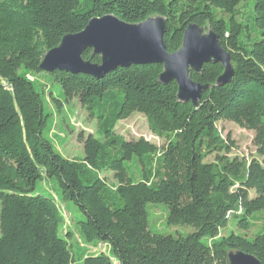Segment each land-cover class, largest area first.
Instances as JSON below:
<instances>
[{"label":"trees","instance_id":"16d2710c","mask_svg":"<svg viewBox=\"0 0 264 264\" xmlns=\"http://www.w3.org/2000/svg\"><path fill=\"white\" fill-rule=\"evenodd\" d=\"M82 1L0 0V264H77L70 245L74 235L63 236L65 219L57 201L35 194L44 177L56 179L63 201L75 203L83 214L80 239L106 244L113 253L83 255L81 264H230L231 251L264 264V228L252 239L222 235L230 220L249 231L253 218L264 215V0H256L254 9L261 40L251 46L236 19L237 7L251 0H188L183 6L179 0H92L81 12ZM214 9L231 15L230 22ZM107 15L129 24L164 17L169 53L181 49L191 24L208 27L232 56L233 82L218 86L220 64L204 65L200 75L191 72L194 82L211 86L196 109L178 100L176 82L159 81L164 71L159 64L117 68L101 79L41 70L45 55L65 36ZM83 58L101 64L92 50ZM37 75L59 83L66 102L77 99L98 122L104 142L80 134L83 160L64 158L45 138L46 92L28 78ZM49 96L61 109L62 102ZM136 113L147 118L153 135L166 140L164 147L114 133ZM220 122L255 132L259 158H230L235 144L222 136ZM214 154L216 162L207 163ZM129 163L140 165V179L130 174ZM104 173H113L115 183ZM150 204L169 208V225L195 232L186 238L153 234Z\"/></svg>","mask_w":264,"mask_h":264},{"label":"water","instance_id":"95a60500","mask_svg":"<svg viewBox=\"0 0 264 264\" xmlns=\"http://www.w3.org/2000/svg\"><path fill=\"white\" fill-rule=\"evenodd\" d=\"M166 19L152 17L139 24H129L114 15L92 19L78 34L67 35L61 44L49 51L40 66L45 73L65 71L85 74L94 78L104 76L117 68L132 65L159 64L164 68L159 81L176 82L178 100L192 103L198 109L204 92L210 85L194 82L191 72L200 75L204 65L220 64L224 68L218 86L231 84L235 77L232 56L220 44L213 30L191 24L185 31L179 51L169 53L165 44ZM92 50L101 57V64L86 61L83 55ZM230 264H262L255 256L241 251H231Z\"/></svg>","mask_w":264,"mask_h":264},{"label":"rangeland","instance_id":"374dc122","mask_svg":"<svg viewBox=\"0 0 264 264\" xmlns=\"http://www.w3.org/2000/svg\"><path fill=\"white\" fill-rule=\"evenodd\" d=\"M108 2L110 0H103ZM172 0H167L169 3ZM188 0H179V5L183 6ZM257 1L251 0L241 3L236 9L237 21L245 26L243 39L244 43L253 45L261 40V31L257 28L255 23L254 9ZM92 0H83L80 11L83 12L92 6ZM214 13L219 19H223L227 23L231 20V15L224 13L221 10L214 9ZM206 32L209 28H205ZM36 81V88L39 92H46V114L47 127L44 131L46 139L51 141L56 150L66 159L69 160H83L85 158L84 146L79 140L80 134L85 136L93 135L100 142H104V137L99 133L98 122L90 120L88 113L81 106L76 99L72 103H67L64 97L62 87L59 83L47 76H31ZM53 93L54 97L61 101L63 106L61 109L49 98V94ZM218 129L224 138L230 137L235 144L230 158L246 159L252 161L259 158L257 149L254 146L255 132L248 131L231 122L218 123ZM117 136L123 137L127 141H137L142 138L148 142L162 148L166 145V140L160 139L152 134L149 129L147 118L142 114H134L130 119L122 121L117 124L114 132ZM224 155V154H222ZM217 154L211 155L206 160L207 163H215ZM131 175H135L136 179H140V165L127 164ZM103 178H106L110 184H114V174L104 173ZM35 194L38 195H52L57 201L60 211L65 219V227L63 236L72 233L74 238L70 241L72 251L81 264L82 256H95L99 254H107L113 257L110 246L106 244L86 245L81 239L78 230V223L84 220V216L80 209L73 202H64L61 190L56 179L44 177L38 182ZM256 194L251 193L254 198ZM149 213L150 230L155 235L173 236L175 238H186L195 232L191 226H171L168 223L169 208L164 204H150L147 207ZM1 213V204H0ZM263 218V219H262ZM253 227L249 231H240L235 220H230L226 230L222 231L223 236L230 233H235L248 238H254L264 228V215H256L253 218ZM1 238V227H0ZM115 264H118L115 262Z\"/></svg>","mask_w":264,"mask_h":264},{"label":"built area","instance_id":"2783aa9c","mask_svg":"<svg viewBox=\"0 0 264 264\" xmlns=\"http://www.w3.org/2000/svg\"><path fill=\"white\" fill-rule=\"evenodd\" d=\"M31 81H35L33 77L29 76L28 77Z\"/></svg>","mask_w":264,"mask_h":264}]
</instances>
